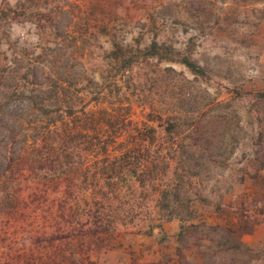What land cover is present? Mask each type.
I'll return each mask as SVG.
<instances>
[{
	"label": "rangeland",
	"instance_id": "374dc122",
	"mask_svg": "<svg viewBox=\"0 0 264 264\" xmlns=\"http://www.w3.org/2000/svg\"><path fill=\"white\" fill-rule=\"evenodd\" d=\"M36 8L42 19L56 13L57 31L0 20V57L36 61L55 47L76 76L100 83L112 41L142 47L154 35L174 59L201 68L150 58L131 68L128 87L121 74L97 104L84 98L85 110L115 118L117 141L155 129L167 162L160 183L181 184L192 215L165 218L148 195L140 217L103 240L92 214L70 220L56 200L27 197L36 180H20L18 201L0 205V264H264L263 248L227 231L264 212V0H41Z\"/></svg>",
	"mask_w": 264,
	"mask_h": 264
},
{
	"label": "trees",
	"instance_id": "16d2710c",
	"mask_svg": "<svg viewBox=\"0 0 264 264\" xmlns=\"http://www.w3.org/2000/svg\"><path fill=\"white\" fill-rule=\"evenodd\" d=\"M40 1L16 0L10 5L3 0L0 20L43 21L44 27L57 31L56 13L42 19L36 8ZM58 50L48 47L36 61L17 52L8 59L0 57V205L13 206L18 201L20 180H36L35 189L28 187L27 197L56 200L68 209L70 220L92 214L93 229L103 240L112 236L117 224L139 218L140 201L148 195L161 216L179 222L191 217V199L183 186L160 183L167 162L155 129L145 125L136 137L117 141L115 134L121 129L109 130L115 118L102 110H85L84 98L97 104L109 96L111 79L121 74L128 87L131 68L150 58L177 60L194 74L201 73V68L188 56L174 59L173 51L153 35L142 47L112 41L101 54L105 65L98 83L76 76L71 71L73 62ZM150 216L148 224H152ZM249 228L227 231L236 233L239 241ZM184 230L180 228L179 236Z\"/></svg>",
	"mask_w": 264,
	"mask_h": 264
},
{
	"label": "crops",
	"instance_id": "0c3cea01",
	"mask_svg": "<svg viewBox=\"0 0 264 264\" xmlns=\"http://www.w3.org/2000/svg\"><path fill=\"white\" fill-rule=\"evenodd\" d=\"M258 27L261 31L264 29V18L260 20ZM239 241L248 248L264 249V212L260 213L247 231L239 235Z\"/></svg>",
	"mask_w": 264,
	"mask_h": 264
}]
</instances>
